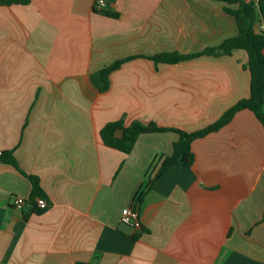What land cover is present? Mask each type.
Returning <instances> with one entry per match:
<instances>
[{"label":"crops","instance_id":"crops-1","mask_svg":"<svg viewBox=\"0 0 264 264\" xmlns=\"http://www.w3.org/2000/svg\"><path fill=\"white\" fill-rule=\"evenodd\" d=\"M249 1V0H247ZM96 0L0 4V264H264V125L249 109L194 140L174 165L173 131L140 136L130 153L102 127L124 118L188 131L250 96L246 50L155 64L125 62L101 92L91 74L117 59L193 53L238 34L221 0ZM264 30V16L257 30ZM40 178L48 209L17 207ZM138 195L142 198L139 201ZM136 204L143 227L122 223Z\"/></svg>","mask_w":264,"mask_h":264},{"label":"trees","instance_id":"trees-1","mask_svg":"<svg viewBox=\"0 0 264 264\" xmlns=\"http://www.w3.org/2000/svg\"><path fill=\"white\" fill-rule=\"evenodd\" d=\"M102 7L97 2L94 10L102 14L118 17L119 13L109 8L110 2ZM227 3L225 10L232 15L238 25V34L226 38L220 45L207 47L193 53H181L179 51H163L153 55L135 54L115 60L111 64L92 72L91 78L101 92L109 90L111 85V74L119 69L125 62L138 57H146L156 65L159 63H178L202 55H231L236 49L247 51L249 60L245 66L251 73L250 96L239 100L230 107L220 118L213 123L194 131H188L173 126H162L156 121L144 122L134 120L126 124L124 118L107 122L101 129V136L104 143L110 147L125 153H130L139 138L143 134L155 132L173 131L179 135L178 140L173 144L171 154L161 157V164L153 180L161 178L174 165L190 167L194 164L196 155L192 144L195 139L204 137L211 132L219 130L229 123L235 114L243 109H249L255 113L264 125V30H257V25L264 16V0H221ZM28 0H0V4L27 3ZM0 162H6L19 167L14 155V149L2 151ZM32 181V193L29 196V206L33 211H44L37 204V197H47L42 188L40 178L36 175L27 174ZM142 198L138 195V200ZM85 264V263H80Z\"/></svg>","mask_w":264,"mask_h":264},{"label":"built area","instance_id":"built-area-1","mask_svg":"<svg viewBox=\"0 0 264 264\" xmlns=\"http://www.w3.org/2000/svg\"><path fill=\"white\" fill-rule=\"evenodd\" d=\"M96 2L102 7L107 4V0H96ZM0 154H2V150H0ZM36 201L41 209H48L50 206V202L46 197H37ZM29 203V197L17 195L14 198V204L17 207H23L27 204L29 205ZM121 221L135 231H138L143 227L142 215L136 204L128 205L123 209Z\"/></svg>","mask_w":264,"mask_h":264}]
</instances>
